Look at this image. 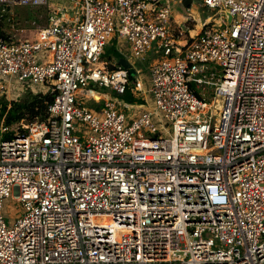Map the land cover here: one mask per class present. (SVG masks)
Here are the masks:
<instances>
[{
	"label": "built area",
	"instance_id": "1",
	"mask_svg": "<svg viewBox=\"0 0 264 264\" xmlns=\"http://www.w3.org/2000/svg\"><path fill=\"white\" fill-rule=\"evenodd\" d=\"M55 1L0 0L49 8L34 39L0 36V99L53 94L0 121V264H264V0H191L213 15L184 46L183 0Z\"/></svg>",
	"mask_w": 264,
	"mask_h": 264
},
{
	"label": "rangeland",
	"instance_id": "2",
	"mask_svg": "<svg viewBox=\"0 0 264 264\" xmlns=\"http://www.w3.org/2000/svg\"><path fill=\"white\" fill-rule=\"evenodd\" d=\"M55 2H57V0ZM67 3L68 2L66 0H61L58 6H68ZM170 7L172 10L173 20L171 24V31L175 35L178 46H184L189 42L190 39L195 38L201 32L205 19L213 15L212 12L206 8L200 7L197 3H191V5L186 8H183L178 4H172ZM48 9V7H0V25L2 27L4 36H11L14 40L34 39L37 31L43 27H46L48 24ZM177 16H180V18ZM178 33H180L179 36L177 35ZM110 55L111 54H107L106 57H109ZM148 65L149 62H138L137 64L139 68L143 69L142 82L145 92H147L149 88L146 74ZM130 71L132 72L133 70ZM1 80L2 79H0V81ZM12 85L16 87L17 90H19L21 87V84L17 82H12ZM21 93L22 94L18 101L23 99L27 94H32L31 90L29 89ZM93 96L96 98V100L100 98L99 95L94 93ZM147 104L150 109H154L153 101L150 96L147 97ZM83 105L89 108L93 106L92 103L86 101L83 102ZM155 124L156 127H158L156 122ZM167 136L168 135L166 133H163V137ZM2 216L7 227H11L15 220L20 216V208L16 202L12 201L11 198L4 200Z\"/></svg>",
	"mask_w": 264,
	"mask_h": 264
},
{
	"label": "trees",
	"instance_id": "3",
	"mask_svg": "<svg viewBox=\"0 0 264 264\" xmlns=\"http://www.w3.org/2000/svg\"><path fill=\"white\" fill-rule=\"evenodd\" d=\"M2 27L0 25V36H3ZM115 42L110 47H106L104 55L114 54L115 58L120 57L114 50ZM111 52V53H109ZM132 74L129 72V82L127 92L123 95L124 99L128 102H133L129 89L131 88ZM53 94H27L23 99L18 102H12L8 105L7 101L3 98L0 99V121L3 119L4 123L10 125L12 123L25 120L32 122L35 119H42L46 116L47 106L52 102Z\"/></svg>",
	"mask_w": 264,
	"mask_h": 264
},
{
	"label": "crops",
	"instance_id": "4",
	"mask_svg": "<svg viewBox=\"0 0 264 264\" xmlns=\"http://www.w3.org/2000/svg\"><path fill=\"white\" fill-rule=\"evenodd\" d=\"M189 5H191V3L189 4ZM182 7H183V5H182ZM183 8H186V7H183ZM178 18H180V16H177ZM113 42H115V46H114V50H115V52H116V54L120 57L119 59H121V58H124V59H126L128 62H130V54H129V48H128V45H127V43H125L124 41H122V40H119V39H117L116 37L114 38V39H112L108 44H107V46L106 47H110L112 44H113ZM121 45V46H120ZM127 46V48H126V46ZM118 46V47H117ZM106 47H105V49H106ZM123 47H124V49H123ZM123 52H124V55H123ZM105 56H107V55H105ZM110 58H111V64H112V66H110V68H117V67H120L119 66V63H118V61H119V59H117V58H115V56H114V54H111L110 56H109ZM117 61V62H116ZM115 64H114V63ZM141 70H142V72H143V69L141 68ZM146 74H147V72H146ZM131 98H133L132 96H130ZM120 99H122V100H124V101H127V100H125L124 99V97L123 96H121L120 97ZM128 102V101H127Z\"/></svg>",
	"mask_w": 264,
	"mask_h": 264
},
{
	"label": "water",
	"instance_id": "5",
	"mask_svg": "<svg viewBox=\"0 0 264 264\" xmlns=\"http://www.w3.org/2000/svg\"><path fill=\"white\" fill-rule=\"evenodd\" d=\"M190 3H191V0H183L182 5L183 7H188ZM228 21H230V18L228 19ZM118 63L122 69L128 70L132 74V76L134 75V70L132 69L130 63L126 59L121 58L119 59ZM130 70H133V71L131 72Z\"/></svg>",
	"mask_w": 264,
	"mask_h": 264
},
{
	"label": "bare ground",
	"instance_id": "6",
	"mask_svg": "<svg viewBox=\"0 0 264 264\" xmlns=\"http://www.w3.org/2000/svg\"><path fill=\"white\" fill-rule=\"evenodd\" d=\"M215 105H216V106L218 105V99L215 100Z\"/></svg>",
	"mask_w": 264,
	"mask_h": 264
}]
</instances>
